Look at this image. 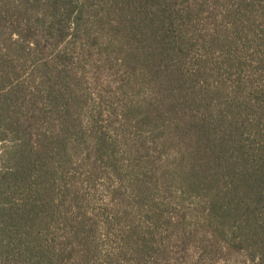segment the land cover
<instances>
[{
    "label": "trees",
    "instance_id": "1",
    "mask_svg": "<svg viewBox=\"0 0 264 264\" xmlns=\"http://www.w3.org/2000/svg\"><path fill=\"white\" fill-rule=\"evenodd\" d=\"M93 48L166 160L108 253L75 183L83 148L108 154ZM0 143V264H172V242L182 264H264V0H0Z\"/></svg>",
    "mask_w": 264,
    "mask_h": 264
},
{
    "label": "rangeland",
    "instance_id": "2",
    "mask_svg": "<svg viewBox=\"0 0 264 264\" xmlns=\"http://www.w3.org/2000/svg\"><path fill=\"white\" fill-rule=\"evenodd\" d=\"M106 55L99 48H93L82 64L87 74L83 88L89 93L85 124L91 120L99 134L106 139L108 154H105L102 165L97 160L98 153L95 149L83 148L82 157L76 164L80 178L75 182L83 198L81 207L94 220L97 234L102 238L104 253L116 248L117 240L122 235L121 230L129 222L122 218V211L125 208L135 210L144 204L133 198L136 194L132 192L140 184L139 179L147 180L150 175L153 179L150 182L157 186L166 166V160L159 159V151L151 145L150 134L140 132L131 115L124 114L129 100L127 95H123L126 92L117 87L121 84L122 67L119 63L108 61ZM2 146L0 143V168ZM162 200L173 204V216L176 214L174 206L184 208L180 199L170 195L168 199L160 196L158 202L161 203ZM185 204L187 206L189 202L186 201ZM114 219V225L108 226V221ZM169 248L172 264H182L185 257L181 255V251L177 252L175 243H170ZM193 255L194 252L190 254L192 257ZM244 260L243 256H236L227 263L218 264H244Z\"/></svg>",
    "mask_w": 264,
    "mask_h": 264
}]
</instances>
